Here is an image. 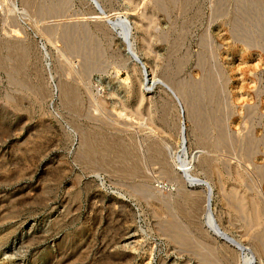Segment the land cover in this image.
I'll list each match as a JSON object with an SVG mask.
<instances>
[{"label": "rangeland", "instance_id": "374dc122", "mask_svg": "<svg viewBox=\"0 0 264 264\" xmlns=\"http://www.w3.org/2000/svg\"><path fill=\"white\" fill-rule=\"evenodd\" d=\"M99 2L132 21L148 81L92 0L0 13V264H32L60 237L68 264H94L116 239L99 264H264V215L253 225L233 209L239 195L264 206L252 165L264 162V0ZM188 161L248 254L206 236L207 188ZM40 232L50 238L23 239Z\"/></svg>", "mask_w": 264, "mask_h": 264}, {"label": "bare ground", "instance_id": "6f19581e", "mask_svg": "<svg viewBox=\"0 0 264 264\" xmlns=\"http://www.w3.org/2000/svg\"><path fill=\"white\" fill-rule=\"evenodd\" d=\"M92 1L101 10V14H104V17L108 21L114 22V24H111V26L113 28L119 30V33H121L123 35V38L125 39L126 44L128 45L129 53L131 54V56L136 61H138L139 63L142 64L145 80L148 81L149 75H150L149 69H148L145 61H143L142 57L139 55V53L134 48L132 21L128 17H122V16H119V17L113 19L109 14L106 13L105 9L103 8V6L99 2V0H92ZM18 48H21V46ZM68 71H69V73H72L71 69H69ZM162 83H164V85H166L167 88L178 99L179 106H180V113H181V116L183 117L185 114V106L182 102L181 97L179 96L177 91L172 86L165 83L164 81H162ZM140 94L141 93L136 90V95L139 98H141ZM92 100L95 103H98L100 101V99L95 98V97H93ZM252 108L256 109V106L254 107V105H253ZM187 133H188L187 127H186L185 123L182 121L181 126H180V135H181V141H182V150L184 152H187V150H188ZM190 165H191V161L190 162L188 161L186 164H184V167L181 168V171L185 173V176L189 180H191V182L207 188L206 212H207L208 220L206 222L207 223L206 224L207 229H206V231H204L206 233V236L208 238H210L211 236H216V237L222 238L223 240L235 245L239 250H241L245 254H248L250 251L249 248L246 247L244 244L238 242L229 233L224 231L220 222L218 221V219L214 213V210H213V194H214L213 185L208 180H204L201 178H194L192 176V173H191L192 165L191 166ZM252 165H254L259 170H264V162L262 163V162H258V161L257 162L253 161ZM234 168L237 171V173L240 174V176H242L244 174L242 171V168H240V167H238V168L234 167ZM172 172H176V170L172 169ZM237 198H238V204L235 205L233 208L235 210V212L245 214V215H249L253 225L261 223L263 221L264 206L262 205V202H260L261 200L259 201L258 198H256L255 196H253V200L251 202L247 201L245 197H240V195ZM15 230H17V229H15ZM11 233H12V231H9L8 233H6L3 236L9 237L11 235ZM33 236L34 237L26 235V236H24L23 239L25 241H28L31 238H33V239L37 238L39 241H44V240H47L48 238H50L47 234H45L43 232L34 233ZM53 241H54V245L52 246V248H47L44 251L41 250L42 252H39V253L37 252L36 254L34 253L35 256L32 257V259H31L32 264H40L41 261L38 260V258H37L40 254H42L44 256V259H43L44 261H42L41 264H68L69 263L71 258H73L75 256L74 252L64 250V242L62 240V237L56 238ZM117 241H118V239H116L114 241L115 243L114 242H112L111 244L107 243L105 246L101 247L100 250H98L96 252L95 256L93 257L94 264H99L100 262H102L104 260H106V261L115 260L117 257L116 254L118 253L117 251H119L118 249L115 248ZM113 246H114V248L111 249V247H113ZM114 263L120 264V263H122V261H116ZM80 264H82V263H80ZM87 264H91V263L89 262Z\"/></svg>", "mask_w": 264, "mask_h": 264}, {"label": "built area", "instance_id": "2783aa9c", "mask_svg": "<svg viewBox=\"0 0 264 264\" xmlns=\"http://www.w3.org/2000/svg\"><path fill=\"white\" fill-rule=\"evenodd\" d=\"M16 0H0V13L4 14V21L9 22L11 19V6L15 4ZM99 90V89H98ZM101 92V89L99 90Z\"/></svg>", "mask_w": 264, "mask_h": 264}, {"label": "water", "instance_id": "95a60500", "mask_svg": "<svg viewBox=\"0 0 264 264\" xmlns=\"http://www.w3.org/2000/svg\"><path fill=\"white\" fill-rule=\"evenodd\" d=\"M110 24H114V22H112V21H108Z\"/></svg>", "mask_w": 264, "mask_h": 264}]
</instances>
